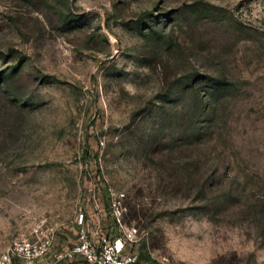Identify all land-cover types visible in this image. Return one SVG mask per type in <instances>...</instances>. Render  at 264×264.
I'll return each instance as SVG.
<instances>
[{"label": "rangeland", "instance_id": "rangeland-1", "mask_svg": "<svg viewBox=\"0 0 264 264\" xmlns=\"http://www.w3.org/2000/svg\"><path fill=\"white\" fill-rule=\"evenodd\" d=\"M132 225L144 264H264V0H0V254Z\"/></svg>", "mask_w": 264, "mask_h": 264}, {"label": "built area", "instance_id": "built-area-1", "mask_svg": "<svg viewBox=\"0 0 264 264\" xmlns=\"http://www.w3.org/2000/svg\"><path fill=\"white\" fill-rule=\"evenodd\" d=\"M79 223H83L82 213ZM122 233L121 236L111 237L97 229L90 234L82 226L77 240L61 257L73 259L81 256L90 264H144L136 252L125 249L126 244H132L141 238L140 230L132 225L124 227ZM52 244L53 236L36 240L17 238L1 252L0 264H44L42 259L49 253Z\"/></svg>", "mask_w": 264, "mask_h": 264}]
</instances>
